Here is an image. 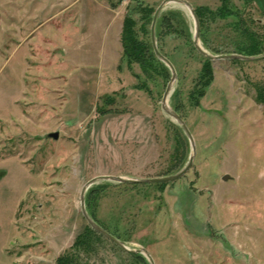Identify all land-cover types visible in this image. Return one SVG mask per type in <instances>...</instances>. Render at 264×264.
Listing matches in <instances>:
<instances>
[{
	"label": "rangeland",
	"instance_id": "1",
	"mask_svg": "<svg viewBox=\"0 0 264 264\" xmlns=\"http://www.w3.org/2000/svg\"><path fill=\"white\" fill-rule=\"evenodd\" d=\"M162 1L0 0V264H149L88 227L80 193L98 177L173 175L191 155L161 107L169 69L122 58L125 18L151 44ZM186 1L203 10L199 42L211 55L232 52L244 26L264 40V0ZM93 17L120 42L116 56L89 66L64 42ZM193 35L188 11L167 5L156 44L176 74L167 105L193 139L191 168L166 184L98 182L85 209L154 264H264V60L209 61L208 69Z\"/></svg>",
	"mask_w": 264,
	"mask_h": 264
},
{
	"label": "water",
	"instance_id": "2",
	"mask_svg": "<svg viewBox=\"0 0 264 264\" xmlns=\"http://www.w3.org/2000/svg\"><path fill=\"white\" fill-rule=\"evenodd\" d=\"M170 4H178V5H183L188 8L191 17L194 22V35H193V45L196 49V51L205 59H207L210 62H215V61H241V62H259L264 60V54L260 56H255V57H244V56H238V55H211L207 51H205L201 46L199 42V22L198 19L195 15L194 9L191 7V5L186 1V0H163L162 3L156 8L153 18H152V23L150 26V40H151V45L152 49L154 52L155 57L162 63L164 64L170 71L171 73V79L170 83L166 88V91L163 95L162 99V110L171 118L173 119L182 129L183 133L187 137L190 147H191V155L189 156V159L186 163V165L177 173L170 175V176H162V177H157V178H151V179H124L120 177H112V176H106V177H98L95 179H92L89 181L86 185L81 190L80 193V209H81V214L88 224V226L101 235L102 237L106 238L109 240L111 243L116 245L119 249H121L124 252H127L132 255H141L143 256L149 264H154L153 259L149 255V253L144 250V249H138V250H129L124 243L120 242L118 239L114 238L111 236L109 233H107L105 230H103L100 226H98L87 214L86 209H85V204H84V198H85V193L89 187L92 185L102 182V181H107V182H113L117 184H132V185H154V184H166V183H172L175 181L180 180L191 168L195 156V149H194V144H193V139L191 137V134L185 125L184 121L177 115L175 111H173L168 105H167V98L170 94V91L172 89V84L175 81L176 74L174 72V69L171 65V63L159 52L156 44V37H155V31H156V25L159 16L165 9L167 5ZM48 137L54 141H57L59 139V134L58 133H52L49 134ZM227 177H223V180H226Z\"/></svg>",
	"mask_w": 264,
	"mask_h": 264
},
{
	"label": "trees",
	"instance_id": "3",
	"mask_svg": "<svg viewBox=\"0 0 264 264\" xmlns=\"http://www.w3.org/2000/svg\"><path fill=\"white\" fill-rule=\"evenodd\" d=\"M221 3L223 6V4L229 3V0H221ZM110 7L112 9L115 8V6L113 5H110ZM201 11L203 10H195V15L199 22V39L202 38V30L204 29L203 21H202L203 14ZM138 12L145 13V15L147 14L146 8H142V10ZM138 12H136V14H138ZM135 27L136 26L134 22L132 21V19L130 18V16H127L123 22L122 33H121L122 58L126 60V63L128 64L134 63V64L139 65L142 68H145L150 62V60H153V61H156L158 64H160V66L164 69V71H167L166 68L163 66V64H161L155 57L153 49H152V45L148 43L145 44L141 41H138L135 38L133 34ZM238 30L242 31V34H243L242 38L244 42L241 41L240 44L238 42H237L238 44H233L234 49L232 50V52H228V53L224 52L223 54H226V55L235 54V55L244 56V57H255V56H259L264 53V46H263L264 40H262L256 34L250 32L245 26L243 28H239ZM203 46L205 49H207L211 53H216L215 51H212V49H209L207 45L203 44ZM207 62H208L207 68L209 69V61L207 60ZM232 62L237 63L240 61L235 60ZM207 68H206L205 73L207 75L206 79L208 80V83H209L211 81V75ZM112 112L113 111H105V112H98V114L99 116H105Z\"/></svg>",
	"mask_w": 264,
	"mask_h": 264
},
{
	"label": "crops",
	"instance_id": "4",
	"mask_svg": "<svg viewBox=\"0 0 264 264\" xmlns=\"http://www.w3.org/2000/svg\"><path fill=\"white\" fill-rule=\"evenodd\" d=\"M111 28L108 22L96 23L93 17L91 23L87 25L85 34L80 32L75 33L76 35L70 32L66 34L67 42H64V48H66L68 55L71 52L77 53L79 61L84 64L87 62L89 66L92 63L103 62L111 58L112 55L116 56L119 52L118 47L115 46L119 41L118 34L113 36ZM75 41H77L76 44Z\"/></svg>",
	"mask_w": 264,
	"mask_h": 264
},
{
	"label": "bare ground",
	"instance_id": "5",
	"mask_svg": "<svg viewBox=\"0 0 264 264\" xmlns=\"http://www.w3.org/2000/svg\"><path fill=\"white\" fill-rule=\"evenodd\" d=\"M175 5H177V6H178L179 8H181V9H184V10L188 11L189 15L191 16V14H190V12H189V10H188L187 7H185V6H183V5H178V4H175ZM172 86H173V84H172Z\"/></svg>",
	"mask_w": 264,
	"mask_h": 264
},
{
	"label": "flooded vegetation",
	"instance_id": "6",
	"mask_svg": "<svg viewBox=\"0 0 264 264\" xmlns=\"http://www.w3.org/2000/svg\"><path fill=\"white\" fill-rule=\"evenodd\" d=\"M228 55V54H227ZM230 55V54H229ZM231 55H235V54H231ZM239 56V55H238Z\"/></svg>",
	"mask_w": 264,
	"mask_h": 264
}]
</instances>
